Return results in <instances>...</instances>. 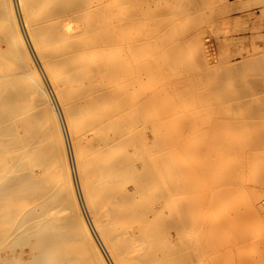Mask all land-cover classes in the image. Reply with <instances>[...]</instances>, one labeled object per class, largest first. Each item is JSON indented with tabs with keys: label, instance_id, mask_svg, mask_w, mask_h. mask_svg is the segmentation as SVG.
Returning a JSON list of instances; mask_svg holds the SVG:
<instances>
[{
	"label": "bare ground",
	"instance_id": "obj_1",
	"mask_svg": "<svg viewBox=\"0 0 264 264\" xmlns=\"http://www.w3.org/2000/svg\"><path fill=\"white\" fill-rule=\"evenodd\" d=\"M163 1L0 0V264H169L187 240L166 242L168 227L233 226L242 246L264 226L263 103L240 74L263 60L186 62Z\"/></svg>",
	"mask_w": 264,
	"mask_h": 264
},
{
	"label": "rangeland",
	"instance_id": "obj_2",
	"mask_svg": "<svg viewBox=\"0 0 264 264\" xmlns=\"http://www.w3.org/2000/svg\"><path fill=\"white\" fill-rule=\"evenodd\" d=\"M165 1H167V3L169 2V3L174 4L172 6H171V4H167V5H170L169 7H173V8H171V11H172V13H174V15L178 16L177 20H179V22L181 24V25H179L180 27L178 26V27L174 28L173 32L177 33L178 34L177 36H179L178 38L182 42L185 43L183 46L184 47L183 52L186 50V52H184V54L186 55V59H188L186 62L193 61L192 59L196 58L194 60L202 59L203 60L202 62H204L206 65H208V63H209V65H211V66L213 65V66L227 67V66H232V65H237V64L238 65L239 64L244 65L246 63L248 64V62H252L253 60L254 61L257 60V62L259 60H261V61L263 60L262 61L263 64H261V66H260V64L255 62L258 65H253V66H251L252 68H249V69L246 68L244 71L242 70L240 74L244 77H245V75L247 77L249 76L248 78H250V85H248V86L255 85V86H253L256 89L255 94L257 93L256 95L259 94L258 96L262 97L261 101L263 103V106L260 109L261 111H259L260 112L259 115L261 116L260 118H262L264 121V113H263L264 112V98H263L264 97V0H221V1H217V2H213L210 0H203L202 2L204 3V5H203V3H201V6H200V8H203L202 9L203 11H197L196 10V12H195V7L192 4L191 5L185 4V8L183 11L181 1L178 3V2H175V0H172V1L164 0L163 2H165ZM187 1L188 0H185V2H187ZM208 1H210V3ZM163 2H162V4H163ZM223 4L224 5H230V6L232 5L231 7L234 9L230 8V10H228V11L225 10L226 11L225 12L223 9V6H224ZM176 5L178 8H180V7L181 8L177 9ZM241 5H245V6H243L241 8L240 7ZM236 8L237 9L241 8L242 10L241 9L236 10ZM201 12H203V13H201ZM183 15L186 16L187 18H184ZM206 16H208V17H206ZM23 22L24 21L20 18V24L21 25H23ZM181 31H183V32L180 33ZM179 33L182 34V37ZM1 39H2V35H0V40ZM27 41L29 44L28 39H27ZM188 55H190L191 57ZM1 56H0V61L2 60ZM258 56H259V58H258ZM251 59H252V61H251ZM262 65H263V67H262ZM251 81H252V83H251ZM224 84H225V87H226V84H227V88L230 87V83L228 85L227 81H225ZM227 88L223 87V90H225V93L228 92ZM75 90H76V88H75ZM75 90H74V92H75ZM78 90H79V88H77L75 93L73 92L74 93L73 96L77 97L76 94L77 95L79 94ZM53 104H54V102H53ZM83 115H86V113H84V114L81 113V117ZM95 116L96 115H91L88 118L92 117V119H94ZM216 128L217 127L212 128V129L213 130L215 129L214 131L217 132V130L219 128H217V129ZM212 129L210 131L214 132ZM197 132L199 134L197 136L198 139L201 138L200 136L203 137V134L200 135V133H204V132H202V130L196 131V132L194 131V134H196ZM194 136H192V137L190 136L191 137V139L189 138L190 143L195 142L196 136L194 138L195 140H192ZM190 140H192V141H190ZM198 141H200V140H198ZM150 145L151 146H149V147L153 148L152 153L153 154L157 153L158 149L156 148L157 147L156 144L152 143ZM97 146H98L97 143L95 145H93V147L90 144L91 150ZM257 149H259V147ZM260 150L262 151V149H259V151ZM193 155L194 154H192L191 156H190V154H185L183 156V158L185 159L186 162H187V158H188V160L191 158L190 161L193 162L194 158L197 159ZM259 155L260 154H256L254 156V158H258V160H256V163H259V158H264L262 155H260V156ZM206 157L207 156H204V157L202 156V163L200 164V166L203 167V166L207 165V161H208L207 159H210V158H208V157L206 158ZM204 158H206L207 161L206 160L203 161ZM257 168H258L257 165H255L254 169L252 171H250V173H249V175L251 174L250 177H254V178L258 177L260 171ZM42 172H44V170ZM215 175H216V173H215ZM215 175L213 178H215ZM128 176H129V178L131 177V179H130V182H131L132 178H133V174L128 173ZM211 176H213V174ZM210 178H212V177H210ZM242 186L241 187L239 186V188L241 190L238 188V190H240V192H243L246 189L245 186H243V187ZM127 187H128L129 192H132V194H134L133 193L134 189H133L132 183H128ZM193 187L195 189L194 188H193V190H192V188L190 189V190H192V193H193V191L195 192L197 190V186H193ZM261 187H259L258 189L264 190V186H261ZM242 188H244V189H242ZM152 194L149 195L150 198H155L156 196H154V195H156V194H153L154 197H152ZM175 194H176V196H175ZM178 194H177V192H175L174 195H172V197L173 196L177 197L176 198L177 201H178L179 197H181L179 191H178ZM204 194L207 197L210 196V195H207L208 193L207 194L204 193ZM137 197L139 198V196H137V195L135 196V194H134L135 201H136ZM140 198L144 199L142 197H140ZM141 199H139V200L142 201ZM136 202H138V201H136ZM134 204H136V203L134 202ZM150 205H151V203H149L148 206H150ZM151 206H152V208L157 207L156 204L151 205ZM213 206L217 207L215 209L216 211H219L220 210L219 208L222 207V206L219 207L220 204L218 206L216 204H214ZM146 212L148 213V211H146ZM209 213H211V210L209 212L208 211L203 212L201 216H204L205 218H207ZM212 214H213V211H212ZM150 215H152V214H150ZM195 215H194V218L199 219L198 216L195 217ZM214 215H215V213H214ZM88 216H90V215L88 213H85L86 219L89 218L88 220H90V217H88ZM207 225H208L207 223H205L204 226L199 225L200 227L198 225H196L198 230H197V228H196V230H195V228L193 229L194 225H190L189 229H191V230L188 229V231L186 230V228L188 226H184V228L186 227L185 228L186 232L191 231L189 233H192V235H189V233L186 234V232H184L185 230L182 232L183 234L180 233L178 235L177 234L178 232L176 231V229L180 230L181 228L168 227L166 229V234L168 235V237H164V240L166 242L167 241L173 242V244L177 245V241H178L177 239H179V241H180V238L182 237L181 235H186L184 237H186L185 240H187V241H191L193 239L191 242L194 244H191L189 242V245H191V246L193 245V247H191V246L189 247L187 241H186L187 245L185 244V246H187V249L189 248V251H191V252L194 249V246H195V248L197 247L196 250L194 249L195 252L193 251L194 255L196 254V257L194 259V262L192 260H189L191 262H189V261L187 262V260H186L185 262H187V263H185V264H188V263L189 264H191V263L192 264L193 263L198 264L197 263L198 261L196 260L198 257H199L198 259L202 258L201 259L202 264H219V262H220V264H229V263L230 264H257V263H255V260L260 256V254L262 253V250L264 248V226H262V227L261 226H259V227L250 226L249 227V225L246 226V229L252 228V229H250V231H248V232H250L249 233L250 235H248L247 238L244 241H242L243 242L242 246H238L239 244H242V243H239L241 241L239 239H237L236 235H234L233 226H231L227 231L222 232L218 236V235H213V232L211 230L212 227L209 225L207 226ZM205 226H207V228ZM243 227L245 228V225ZM173 228H175V229H173ZM230 229H231V231L233 230V232H231ZM209 230H210V233H209ZM180 231H182V230H180ZM193 231L195 234L193 233ZM228 231H230V232H228ZM224 233H226V234L224 235ZM209 234L211 236L210 238H212V239H210L208 237ZM222 234H223L224 238H222ZM232 234H233V237H232ZM204 236H206V237H204ZM212 236H214V238ZM216 238H219V239H216ZM234 238H235V240H234ZM213 239H215V241L217 240L218 243L216 244V242H214ZM207 240H208V242H206ZM210 240L213 243H210ZM229 240H231L230 243H229ZM179 241H178V243H179ZM214 243H215V246H214ZM232 243H233V245H232ZM208 246H209V248H208ZM211 246H214V248ZM212 248L214 250H212ZM187 249L185 247L184 248L182 247L183 251H181V250H179V251L185 252ZM177 251H178V249H177ZM179 251L177 253L180 256L181 253H179ZM229 252L231 253L230 254L231 257L230 256L228 257ZM161 253H164V252H161ZM222 253H225V256H223ZM219 254H220V256H219ZM162 255H165V253ZM176 255L177 254H175V256H174L175 260L177 258H179V256L177 255L178 256L177 257ZM198 255H200V256H198ZM221 255H222V257H221ZM161 257H163V256L160 255L158 258H161ZM181 257H182V255L179 258L180 262L182 261ZM216 257H218V258H216ZM224 257H225V259H224ZM162 259H164V258H162ZM174 259L173 258L170 259L168 263L169 264L180 263V262H178L179 259H177V261H175ZM221 259L223 261H221ZM217 260L219 261L218 263H216ZM228 260H230V262ZM167 261L168 260H166V262ZM160 262H162L161 259H160ZM166 262L163 264H166ZM200 262L201 261H199V264H201ZM226 262H228V263H226Z\"/></svg>",
	"mask_w": 264,
	"mask_h": 264
}]
</instances>
